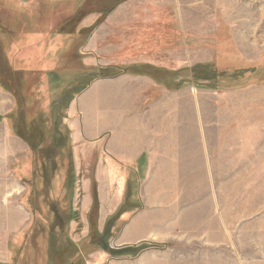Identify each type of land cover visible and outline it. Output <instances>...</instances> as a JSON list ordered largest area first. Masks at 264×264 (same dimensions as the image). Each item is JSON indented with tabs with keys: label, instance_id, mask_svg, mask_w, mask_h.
<instances>
[{
	"label": "rangeland",
	"instance_id": "1",
	"mask_svg": "<svg viewBox=\"0 0 264 264\" xmlns=\"http://www.w3.org/2000/svg\"><path fill=\"white\" fill-rule=\"evenodd\" d=\"M130 1L132 0H30L21 5L22 2L19 0H0V31H3V33L0 32V89L9 95L11 101L0 109V138L6 136L4 133L5 130L7 131L6 127H8L9 135H12L9 123H5L7 115L19 110L25 128L27 106L33 107L34 104L40 102L38 110L37 107L34 108L37 110L35 114L46 115V111L48 112V109L51 108L49 118L51 117L58 124L57 136L61 137L60 140L63 142L61 144L66 142L69 144L74 159L70 131L68 132V127L65 124L68 110L66 105L69 106L72 103L80 90L84 91L88 88L92 80H98L94 79V70L110 67L85 65L84 62L90 54L83 53L81 55L80 47L98 26L105 23L110 13ZM202 3L205 5L198 7L201 9L198 12H202V14L194 16V24L195 28H204L209 33L196 39L200 40L201 44H196L194 50L197 60L208 62L196 63L192 69L215 64L218 52L223 51L224 57L258 64L260 71L258 70L259 72L254 75L253 86L250 85L247 88L243 87L246 80L242 79L226 78L218 82L217 85L224 89L242 88L237 91H246L250 88L253 90L224 93L220 97H214L213 90L211 92L209 89H199L192 82V69L173 71L167 66L129 65L121 64V62L113 66L123 68L124 71L131 68L133 72H139V66L154 67L146 72L157 80L167 79L170 82V87L182 84L184 87L180 90L192 87L196 91L197 100H205L211 104V111L220 116H218V120L224 123L227 121L230 124L229 128L232 133L231 135L227 134L228 136L234 138L233 130L238 128L239 136L243 137V159L241 161L235 159L232 149L226 155L221 154L219 158L213 160L214 169L218 173L213 176V180L217 186L219 200L213 205V208L209 204L210 208L202 215L203 222L201 224L187 226L186 235L194 234L195 240L190 246L196 249L217 247L224 250L226 264H264V85L259 84L264 83V0H200V4ZM163 5L165 7L162 12L167 15L163 22L154 24L140 21L135 23V27L131 30L133 35L130 41L139 42L141 58H160L161 54L167 57V53L184 45L182 28L180 25L177 26L175 19H171L172 15L170 14L174 11L168 8L164 2ZM139 9L141 13L143 11L147 13L148 8L142 3V7ZM154 10L156 9L153 8L149 11ZM94 14H99L100 19L91 26H84ZM149 14L146 15L151 17ZM222 22L228 28L227 35L223 31L224 28H221ZM215 26L218 27L215 28ZM29 36H35V40L37 38L38 40L46 39V49L39 41H27L26 38ZM60 37L66 41V47L69 50L50 53L49 47H52ZM16 38L19 40L18 46L17 49H13L11 41ZM30 38L33 39V37ZM136 45L132 44V47ZM143 45L145 49L141 48ZM43 50L46 51L45 59L47 58V61L55 57L53 60L56 62V64L46 66V72L49 75L47 82L45 81L46 84L48 83L47 88L41 81L43 78L37 79L40 75H36V73H44L43 69L25 66L23 65L24 61L21 60L22 57L33 58L35 51V55L42 58ZM16 60H20L19 63H16L17 65L13 63ZM162 69L168 70V72L165 73ZM142 70L145 71L144 68ZM247 76L243 79H246ZM198 84L210 85L211 83L198 82ZM157 87L153 91L154 93L147 95V106L152 104L154 98L160 99L163 91L167 90ZM198 90H206L207 93H200ZM235 111L239 112V115L236 116ZM219 131L221 137H225L226 129ZM24 137L31 143L33 142L31 137L26 135ZM19 139L26 145L21 138ZM33 147L39 146L33 143ZM39 148L42 151H36V154L47 159L49 154L46 153V145ZM50 156L52 157L53 154ZM17 162L10 163L13 175L12 164L17 165ZM40 163L39 161L35 162L39 167ZM94 165V161L90 162L86 166L88 173H84L83 176L81 169H79V175L73 171L70 176L66 160L63 172H59L54 177L51 189L49 190L47 187L45 189L40 183L35 187L33 194H31V189L19 181L25 187L20 203L24 202L23 198L25 197L27 204L33 208L35 218L24 228L17 239L16 237L12 238L13 235L10 237L8 249L11 260L1 264H110L116 262L117 259L137 258L144 252L134 258H113L99 250L100 242L93 237L97 234L101 240L105 236L110 218L120 208L103 226L99 224L101 204L99 186L93 171ZM83 177L90 180L91 184L92 178L95 179L99 201L98 214L95 210V215L93 212L90 214L91 205L86 219L81 218L78 210L74 208L76 190L80 196ZM66 188L70 189V192ZM78 199L80 201V198ZM78 206H80V202ZM129 206V212L135 211L136 204H129ZM198 217L196 216V220ZM119 219L114 220L113 227L111 226L110 248H137L142 245L150 246V248L161 246L156 243L144 242L139 245L113 248L112 239L115 237L117 239L125 226L120 223ZM191 228H194V231ZM102 254L107 257L106 260L99 258ZM96 258H99L98 261Z\"/></svg>",
	"mask_w": 264,
	"mask_h": 264
},
{
	"label": "crops",
	"instance_id": "2",
	"mask_svg": "<svg viewBox=\"0 0 264 264\" xmlns=\"http://www.w3.org/2000/svg\"><path fill=\"white\" fill-rule=\"evenodd\" d=\"M19 1L24 5L23 2L30 0ZM163 2L174 11L171 19L182 28L184 45L167 53V57L161 54L160 58H141L139 42L130 41L131 30L140 21L163 22L167 16L162 12ZM142 3L147 6V13L140 12ZM203 5L200 0H132L122 4L81 45V55L90 54L84 64L113 66L121 62L167 66L181 71L192 69L196 63H206L208 61L196 59L194 50L196 44H201L196 39L209 33L204 28H195L194 24V16L202 14L198 7ZM153 8L158 11H149ZM148 13L151 17L146 15ZM99 19L100 15L94 14L84 26H91ZM26 39L39 41L46 49V39L35 40V36ZM18 41L17 38L11 41L13 49H17ZM132 44L137 45L132 47ZM49 48L50 53L69 50L63 37ZM141 48L145 49L144 45ZM45 53L43 50L42 58L33 55L21 60L26 64H43L46 70V66L56 62L55 57L47 61ZM156 88L148 77L124 72L117 78L92 81L68 106L65 124L70 131L77 175L79 169L82 176L88 173L86 166L95 163L93 171L101 204L99 224L103 226L126 198L130 205L136 204L135 211L120 217V223L125 226L119 237L112 239L113 248L144 242L161 245L144 251L137 258L117 259L110 264H226L224 250L196 249L190 246L195 240L194 234L188 236L186 231L187 226L201 224L209 204L213 208L219 200L213 180L218 173L213 160L233 149L235 159L241 161L243 137L239 136L238 128L233 130L234 138L228 136L232 133L230 124L218 120V113L211 111L207 101L197 100L192 87L177 92L164 90L160 99H154L147 106V95ZM251 90L253 88L246 89ZM246 91H214L213 95L220 97L224 93ZM7 103H11L10 97L0 89V109ZM235 115L239 112L235 111ZM6 128V136L0 138V264L11 260L10 237L17 239L33 219L31 211L20 203L25 187L10 170L12 161L29 154L28 148L19 138L10 136ZM220 129H226L225 137H221ZM90 186V180L83 177L81 194L79 196L77 190L75 194L74 208L84 219L92 205ZM196 216H199L197 220ZM99 258L107 259L103 254Z\"/></svg>",
	"mask_w": 264,
	"mask_h": 264
},
{
	"label": "trees",
	"instance_id": "3",
	"mask_svg": "<svg viewBox=\"0 0 264 264\" xmlns=\"http://www.w3.org/2000/svg\"><path fill=\"white\" fill-rule=\"evenodd\" d=\"M222 27L224 28L223 31L228 33V28L226 25L222 22ZM36 52V51H35ZM34 52V53H35ZM39 54V52H37ZM35 55V54H34ZM224 52L219 51L218 55L216 57L215 64H209L204 66H198L192 69L193 73V79L192 82L196 85L199 89H209L214 91H232L237 89H242L241 87H232V88H221L217 84L218 82L222 81L223 79L230 78L231 80H237L242 79L246 80L244 81L243 87H249L250 85L253 86L255 78L254 75L258 73L259 67L258 64H250L249 62L242 60V59H231L224 57ZM40 57L39 55H37ZM17 65V64H16ZM25 66H30L33 68L41 67L44 71V73H36V75H40L37 77V79H42L41 81L44 82V85H46V88L48 87V83L46 84L48 79V73L46 72L43 64L38 63H32V64H23ZM140 70L139 72H133L131 71V68H127V71H124L123 68H117L114 66H110L108 68H97L94 70L95 77L94 79H113L121 76L124 72L127 73H134L139 76L149 77L151 78L154 83L162 88H165L169 91H178L184 85H177V87H170V82L165 80H157L152 75L147 73L146 71L154 69V67L150 66H139ZM144 68L145 71L142 70ZM164 72H168V70L162 69ZM259 70V71H258ZM248 75V76H247ZM42 76V77H41ZM245 76H247L246 79H243ZM41 77V78H40ZM94 81V80H92ZM91 81V82H92ZM198 82L203 83H211L210 85H201L198 84ZM258 83V82H256ZM261 86L264 85V83H259ZM50 85V81H49ZM82 92L80 90L77 94ZM44 96V95H43ZM155 99V98H154ZM39 104L36 103L30 107L27 106L25 116L27 117V122L24 120L25 128L23 127V121L21 120L19 110L13 111L11 114L6 116L7 123L10 125V130L12 135L17 136L21 138L26 145L29 148V154L19 160L17 165L15 163L12 164V170L14 171V175H16V178L22 182L23 185H25L27 188L31 189V194L35 192V187H37L40 183V185H43L46 189V187L50 190L51 184L54 179V177L60 172L62 173L64 170V164L67 160V168L69 169V175L71 176L73 174V171H75L74 166V159L73 155L71 154V148L69 144L66 142L63 143L60 139L61 137L57 136L59 129L58 124L54 119L49 118V112L52 111L51 108L48 109V112L46 111V115H36L35 111L38 110ZM37 107V110H34V108ZM66 107H68L66 105ZM33 116V117H32ZM25 117V118H26ZM38 122V123H37ZM69 132V130H68ZM70 134V133H69ZM24 135L31 137L30 139L33 141L32 143L30 140H27ZM57 143V141H59ZM33 143L36 146L43 147V145H46V153L47 159L39 154H36V151L41 152V148L39 147H33ZM71 145V143H70ZM44 151V150H43ZM53 156L51 157L50 155ZM49 157V158H48ZM39 158V159H38ZM41 162L40 167L35 164V162ZM41 172V173H40ZM40 181V182H39ZM68 192H70V189L66 188ZM57 190V189H56ZM55 192V190H54ZM57 192V191H56ZM91 196H92V209L90 214L95 215L98 214L99 210V201H98V194H97V183L95 179L92 178V184H91ZM24 202L23 204L31 211L33 221L35 218L33 208L30 204H27V201H25V197L23 198ZM93 210V211H92ZM95 210V212H94ZM130 206H129V200L128 198L125 199L124 204L120 207L118 212L110 218L108 222V228H106L105 236H103L100 240V237L95 234L93 239H97L98 242H100V249L105 252V254L113 257V258H125V257H136L141 252L145 251L146 249L150 248V246L142 245L137 248H123V249H112L109 246V241L112 237L111 234V226L113 227V221L116 219H119V217L127 212H129Z\"/></svg>",
	"mask_w": 264,
	"mask_h": 264
}]
</instances>
